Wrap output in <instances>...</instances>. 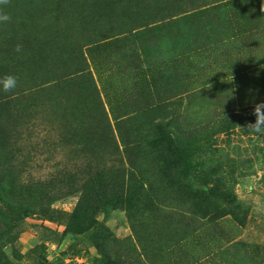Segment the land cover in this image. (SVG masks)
Masks as SVG:
<instances>
[{
  "label": "rangeland",
  "instance_id": "rangeland-1",
  "mask_svg": "<svg viewBox=\"0 0 264 264\" xmlns=\"http://www.w3.org/2000/svg\"><path fill=\"white\" fill-rule=\"evenodd\" d=\"M262 5L10 0L0 264H264Z\"/></svg>",
  "mask_w": 264,
  "mask_h": 264
},
{
  "label": "clouds",
  "instance_id": "clouds-1",
  "mask_svg": "<svg viewBox=\"0 0 264 264\" xmlns=\"http://www.w3.org/2000/svg\"><path fill=\"white\" fill-rule=\"evenodd\" d=\"M10 3V0H0V24H6L11 20L4 8ZM261 11H264V5L261 6ZM17 52L22 51V45H17ZM18 85V77L15 75H6L0 78V89L4 92H12ZM255 116L254 122H249L246 125L247 130L264 137V101L254 105L253 113Z\"/></svg>",
  "mask_w": 264,
  "mask_h": 264
}]
</instances>
